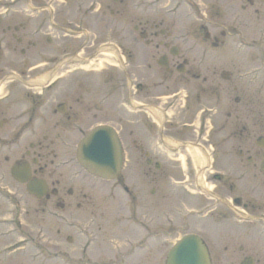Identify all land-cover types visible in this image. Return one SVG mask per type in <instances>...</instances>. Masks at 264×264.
Instances as JSON below:
<instances>
[{"label": "flooded vegetation", "instance_id": "flooded-vegetation-1", "mask_svg": "<svg viewBox=\"0 0 264 264\" xmlns=\"http://www.w3.org/2000/svg\"><path fill=\"white\" fill-rule=\"evenodd\" d=\"M10 1L0 0V264H166L186 234L201 239L209 264H264V146L214 170L211 158L204 184L182 172L168 212L169 170H150L152 138L138 132L183 140L192 125L160 127L146 107L150 79L189 76L220 97L224 75L264 74V42L241 35L264 0ZM121 123L146 171L110 184L55 169L71 166L74 130Z\"/></svg>", "mask_w": 264, "mask_h": 264}, {"label": "rangeland", "instance_id": "rangeland-1", "mask_svg": "<svg viewBox=\"0 0 264 264\" xmlns=\"http://www.w3.org/2000/svg\"><path fill=\"white\" fill-rule=\"evenodd\" d=\"M51 1L52 0H50V2ZM58 1L59 0H56L55 2ZM73 18L77 19L76 15H73ZM241 35L242 38L247 41L255 40L258 42H264V15H261L258 19L252 18L251 21L247 22L246 27H243L242 29ZM157 69L158 67L155 64H152V71H156ZM150 80L151 85L147 95H165L172 91L179 90L180 96H177L174 100L175 113L172 117L179 121L178 123L188 121L193 122L191 128L194 130H188L189 139L194 142H200L201 144L206 143L207 147H210V151L213 150L212 152L216 159L215 167L219 168L223 163V160L228 159L229 157L237 159V156L235 155L238 149H242L244 154L246 152L254 154L259 151L258 147L254 144V140L259 134L264 135V74L259 78L254 79L252 75H249L244 79H238L231 74L227 80H222L221 85L227 88V90L225 93L221 92L220 97L217 96L216 92L213 93L208 87V81L202 82L200 80H193L189 76L177 78V80H162L161 78H156L154 82L153 79ZM234 85H236V89L233 88ZM235 96L239 97L238 102L234 101ZM158 102L159 101L154 100L151 101L153 105L162 110L165 104L163 102ZM180 106L186 107L185 113L176 112V110L182 109ZM207 108L214 110V113L209 115V118H207V112H209ZM232 108H235L234 112H232V115L227 118L225 112L229 110L231 111ZM204 117H206L205 121ZM224 121H226L225 127L220 128ZM121 125L123 126L119 129V132L122 136L123 146L126 150L128 148V157L131 158L121 172L122 175L127 174V169L146 171L148 169L147 165L143 162V158L139 157L137 152L133 150L129 141V127L125 123H121ZM243 126H245L246 131L243 130L240 135L239 130H241ZM142 131L143 129H138L140 134H142ZM151 133L155 135V130L151 129ZM78 136L79 134L74 130L72 142L75 141ZM133 158H137V162H135V159ZM158 158L162 160L163 167L164 164H169L171 161V159L166 158L165 156ZM173 162L174 164H178L175 160ZM237 162L238 164L241 163L238 160ZM54 163H56L55 169L60 171L64 170L62 172L64 175L70 170L77 168L73 161L70 162L71 166H67L66 164L60 166L57 160ZM226 163L227 162H225V164ZM166 168L171 169L173 178L179 179L181 177L179 171L180 168L177 165L172 166L171 168L170 165H166ZM150 170H153V168ZM81 174H83V172ZM139 174L141 175V172ZM165 175L169 174L166 173ZM141 180L142 179L139 181ZM164 182L168 186L167 176L164 177ZM145 189H147V187H145ZM178 200L179 199L175 198L174 195L169 196L166 199V209L168 212L172 211L173 206Z\"/></svg>", "mask_w": 264, "mask_h": 264}, {"label": "water", "instance_id": "water-1", "mask_svg": "<svg viewBox=\"0 0 264 264\" xmlns=\"http://www.w3.org/2000/svg\"><path fill=\"white\" fill-rule=\"evenodd\" d=\"M77 157L91 172L103 176L114 175L121 160L119 142L114 131L106 127L90 131L79 144ZM182 242L172 248L168 264H206L201 246L192 241L188 246L186 239Z\"/></svg>", "mask_w": 264, "mask_h": 264}]
</instances>
